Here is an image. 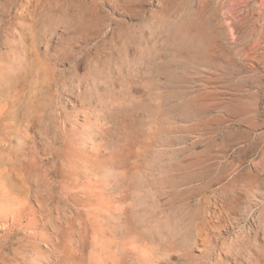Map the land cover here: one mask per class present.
Returning a JSON list of instances; mask_svg holds the SVG:
<instances>
[{
  "label": "rangeland",
  "instance_id": "1",
  "mask_svg": "<svg viewBox=\"0 0 264 264\" xmlns=\"http://www.w3.org/2000/svg\"><path fill=\"white\" fill-rule=\"evenodd\" d=\"M54 1L0 0L1 91L13 85L19 112L55 87L57 112L70 111L68 90L79 81L125 112L133 104L127 130L140 125L127 179L142 169L143 181L157 180L128 191L123 241L160 246L159 264H264V29L243 39L253 18L264 24L261 0ZM47 77L58 85L46 88ZM110 161L100 175L113 179ZM2 222L0 243L15 246L25 230L12 225L9 236Z\"/></svg>",
  "mask_w": 264,
  "mask_h": 264
},
{
  "label": "bare ground",
  "instance_id": "2",
  "mask_svg": "<svg viewBox=\"0 0 264 264\" xmlns=\"http://www.w3.org/2000/svg\"><path fill=\"white\" fill-rule=\"evenodd\" d=\"M260 4L263 7L262 15H264V0H261ZM40 13L42 14V11ZM44 13H46L45 10ZM45 17L42 22L47 19V16ZM255 18L251 21L253 24L251 29L247 27L248 32L243 39L250 40L247 37L248 34L255 33L259 29L261 32V29H264V24L258 25V27L261 26L260 28L253 27L257 26L255 24L257 18ZM57 20L50 21L53 24L56 21L58 24ZM44 23L42 26L48 22ZM46 28L47 26L45 31ZM51 28L53 27L47 29L52 30ZM249 29L253 32L249 33ZM263 36L264 33L261 37ZM255 38L258 39V37ZM6 46L7 42L0 43V49ZM251 50L253 51V48ZM0 55L2 56L3 53ZM119 76L121 79L123 75ZM57 80L59 79L47 77L46 88L58 85ZM81 83L79 81V84L70 86L71 89L68 88L71 99L70 97L68 100L65 99L66 103L71 105V109L63 113H58V107L55 105L61 94L58 87H55V92L49 99L44 97L43 101H36L37 103L31 105L29 110L24 109L21 112L17 111L16 92L11 94L14 88L9 90L13 85L9 86L6 82V90L0 89V178L6 179L2 187L4 195L0 196V206H2L0 220L4 221L2 223L7 227L6 229L9 228L7 232L9 236L13 233L10 231L12 225L17 227L16 231L25 230L24 235L15 239L13 243L15 246L8 248L7 243H0V264L160 263L154 258V254L157 255V250L160 249V246L155 243H125L123 241L122 230L126 227L124 202L127 201L128 191L136 188L135 182H141L143 187L150 191L156 187L154 185L157 180L152 176L151 181H143L140 173L142 169L127 179L124 158L126 159L129 155L128 147L130 148L133 139H136L132 137L133 131L140 125L138 122V125L134 127V123L132 124L134 129L130 127V131L127 130L129 128L126 117L129 113H125L133 104L128 105L129 108L126 105L128 109L125 112V105L121 103L116 105L105 99V94L103 95L97 89L100 88L97 83L96 88L83 86ZM130 110L132 111V108ZM132 120L130 123L134 122V119ZM44 159L50 160L44 162ZM108 159L111 160L109 162L111 167L116 169L113 179L108 172L100 175L102 167L106 166L108 169ZM150 166L148 169L152 172L148 175H153L157 169L152 166V163ZM167 166L169 167L167 170L164 168L166 174L171 170L170 165ZM137 167L141 166L135 164V168ZM168 182L171 183V181ZM154 194L157 195V191L153 192V196ZM68 204L70 208L73 207L72 212L68 210ZM87 240L89 243H86ZM41 241L43 243H40ZM41 244L44 248H41ZM86 246L90 249L85 258ZM172 257L173 254L169 252L168 259Z\"/></svg>",
  "mask_w": 264,
  "mask_h": 264
}]
</instances>
